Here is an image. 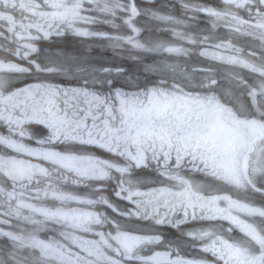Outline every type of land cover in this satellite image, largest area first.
Masks as SVG:
<instances>
[{
  "label": "snow or ice",
  "instance_id": "obj_1",
  "mask_svg": "<svg viewBox=\"0 0 264 264\" xmlns=\"http://www.w3.org/2000/svg\"><path fill=\"white\" fill-rule=\"evenodd\" d=\"M0 264H264V0H0Z\"/></svg>",
  "mask_w": 264,
  "mask_h": 264
},
{
  "label": "flooded vegetation",
  "instance_id": "obj_2",
  "mask_svg": "<svg viewBox=\"0 0 264 264\" xmlns=\"http://www.w3.org/2000/svg\"><path fill=\"white\" fill-rule=\"evenodd\" d=\"M72 39H73L72 37H68L69 41H71ZM107 54H110V51Z\"/></svg>",
  "mask_w": 264,
  "mask_h": 264
}]
</instances>
